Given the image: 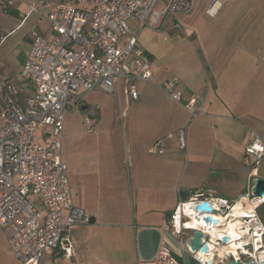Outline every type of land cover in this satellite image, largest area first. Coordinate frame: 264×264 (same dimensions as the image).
Returning <instances> with one entry per match:
<instances>
[{
  "label": "crops",
  "instance_id": "1",
  "mask_svg": "<svg viewBox=\"0 0 264 264\" xmlns=\"http://www.w3.org/2000/svg\"><path fill=\"white\" fill-rule=\"evenodd\" d=\"M207 1L195 0L188 14L161 18L159 30H139L151 82H136V100L122 84L116 96L92 90L65 115L61 157L73 202L92 221L72 227L70 258L58 251L42 257L54 264H158L162 245L174 264H198L181 253L164 225L193 191L228 198L242 193L250 173L245 145L252 131L264 139V0H223L215 19L205 14ZM29 2L0 0V44L29 24L18 40L24 57L30 31L45 35L38 27L43 18L24 15ZM173 77L184 97H202L203 115L192 117L158 88ZM180 128L186 150L175 136L167 138ZM159 138L163 151L149 152ZM255 176L264 178L261 164ZM0 264H21L1 227Z\"/></svg>",
  "mask_w": 264,
  "mask_h": 264
},
{
  "label": "built area",
  "instance_id": "2",
  "mask_svg": "<svg viewBox=\"0 0 264 264\" xmlns=\"http://www.w3.org/2000/svg\"><path fill=\"white\" fill-rule=\"evenodd\" d=\"M77 1L85 6L65 0H30L24 15L46 20L50 34L32 29L30 47L19 70L21 80L0 78V227L21 264H38L42 255L51 251L70 258L74 253L72 227L90 221V215L73 202L67 165L61 157L65 115L92 90L116 96L122 84L126 95L136 100V82H151L149 57L138 42L139 30L144 26L159 30L161 18L188 14L195 2L169 0L157 11L153 8L158 0ZM222 6L223 0H208L205 14L215 19ZM130 20L135 21L134 27H130ZM178 83L173 77L157 86L192 117L203 115L202 97H184L176 88ZM36 130H40L37 137ZM172 136L186 150L185 129L167 138ZM164 147L159 138L149 152L160 153ZM245 154L250 173L242 193L228 198L193 191L178 201L163 227L181 253L198 264H224L229 255L242 264L264 261V222L259 213L264 197L251 192L264 156V139L255 131L245 145ZM200 201L211 202L213 210L198 212L193 205ZM208 215L219 222H205ZM229 222L234 225L233 234L228 230ZM194 230L208 245V257L199 248L190 247ZM223 236H228L227 242ZM225 246L219 254L217 249ZM155 261L174 264L168 248L162 245Z\"/></svg>",
  "mask_w": 264,
  "mask_h": 264
},
{
  "label": "rangeland",
  "instance_id": "3",
  "mask_svg": "<svg viewBox=\"0 0 264 264\" xmlns=\"http://www.w3.org/2000/svg\"><path fill=\"white\" fill-rule=\"evenodd\" d=\"M56 1V0H55ZM66 2L75 4V5H80V6H85V3L79 2L77 0H65ZM169 0H158L157 3L155 4L153 10L160 11L164 7H166L167 3ZM35 15V14H32ZM38 27L42 29L44 32L45 36H49L50 34V29H49V24L46 20L42 19L40 21V24H38ZM29 29V24H25L21 30L14 32L11 35H8L4 38L3 42L0 44V73L3 75H15L17 80H21V77L19 75V67L22 64L24 56L23 54L19 55V52L21 50V44L18 42L22 34H26L27 30ZM30 30V29H29ZM28 30V31H29ZM18 43V44H17ZM82 99L77 103L76 108H78V105H80ZM36 137L40 135V130H36L35 133ZM261 164V167L264 168V156L262 159L259 161V166ZM261 218L263 217L262 214H260ZM264 222V217L262 218ZM43 221V214H42V219ZM39 264H54L52 262V259L49 258L47 259L46 256L44 255L41 259Z\"/></svg>",
  "mask_w": 264,
  "mask_h": 264
},
{
  "label": "water",
  "instance_id": "4",
  "mask_svg": "<svg viewBox=\"0 0 264 264\" xmlns=\"http://www.w3.org/2000/svg\"><path fill=\"white\" fill-rule=\"evenodd\" d=\"M85 109V107H83ZM251 192L254 196H261L264 197V178L255 176L252 180V186H251ZM193 208L196 209L198 212H207L210 213L213 208L211 202L208 201H200L196 202L193 205ZM205 222L207 223H217L219 220L217 218H211L210 215L204 217ZM92 221V219H90ZM201 233L197 230H194L192 233V238L190 241V247L192 249H197L201 252L207 253L208 252V245L206 243H202L200 239ZM223 241H228V236H223ZM224 264H242L240 260H234L232 255H229V261L225 262ZM246 264H254L252 261H248ZM261 264H264V261L261 262Z\"/></svg>",
  "mask_w": 264,
  "mask_h": 264
},
{
  "label": "bare ground",
  "instance_id": "5",
  "mask_svg": "<svg viewBox=\"0 0 264 264\" xmlns=\"http://www.w3.org/2000/svg\"><path fill=\"white\" fill-rule=\"evenodd\" d=\"M227 227H228L229 232L233 234L234 233V225L231 222H229ZM226 249H227V247L225 246V247H220L217 250H218L219 254H222ZM231 251H233V253H234V250H231ZM210 253H211V251H208V253H203V255H204V257H208V255Z\"/></svg>",
  "mask_w": 264,
  "mask_h": 264
},
{
  "label": "trees",
  "instance_id": "6",
  "mask_svg": "<svg viewBox=\"0 0 264 264\" xmlns=\"http://www.w3.org/2000/svg\"><path fill=\"white\" fill-rule=\"evenodd\" d=\"M259 213L262 214L263 217H264V205L260 208ZM263 217H262V218H263Z\"/></svg>",
  "mask_w": 264,
  "mask_h": 264
}]
</instances>
